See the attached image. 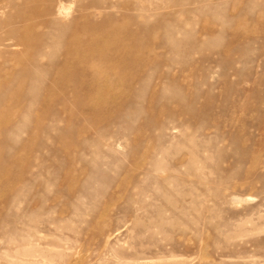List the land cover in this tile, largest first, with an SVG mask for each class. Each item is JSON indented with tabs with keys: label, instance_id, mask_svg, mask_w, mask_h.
Here are the masks:
<instances>
[{
	"label": "rangeland",
	"instance_id": "rangeland-1",
	"mask_svg": "<svg viewBox=\"0 0 264 264\" xmlns=\"http://www.w3.org/2000/svg\"><path fill=\"white\" fill-rule=\"evenodd\" d=\"M0 264H264V0H0Z\"/></svg>",
	"mask_w": 264,
	"mask_h": 264
}]
</instances>
